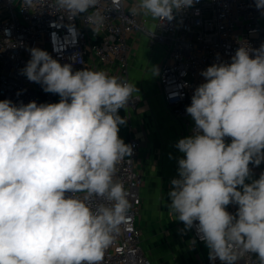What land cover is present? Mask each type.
<instances>
[{"label": "clouds", "instance_id": "1", "mask_svg": "<svg viewBox=\"0 0 264 264\" xmlns=\"http://www.w3.org/2000/svg\"><path fill=\"white\" fill-rule=\"evenodd\" d=\"M198 2L135 0L129 13L161 24ZM23 3L37 9L39 0ZM53 7L69 20L83 15L93 33L105 25L101 0H54ZM255 7L264 14V0ZM27 50L21 74L60 100L0 101V264H101L131 207L114 176L133 152L119 135L127 124L119 113L138 89L104 71H74L40 48ZM200 75L204 82L186 106L193 135L175 144L183 155L170 181L169 214L183 222L180 231L196 228L211 264H238L247 254L264 264V172L246 183L249 165L264 162V44H241L230 63H213Z\"/></svg>", "mask_w": 264, "mask_h": 264}, {"label": "built area", "instance_id": "2", "mask_svg": "<svg viewBox=\"0 0 264 264\" xmlns=\"http://www.w3.org/2000/svg\"><path fill=\"white\" fill-rule=\"evenodd\" d=\"M53 2L39 0L37 9L26 10L23 0H0V101L59 102L58 94L46 93L41 84L30 82L21 74L31 58L27 49L33 47L47 51L62 65L71 63L74 71H104L131 83L129 66L135 37L142 34L151 45L165 48L158 82L160 94L174 120L193 135L194 121L186 113V106L191 103L194 89L204 82L201 71L213 63H230L241 44H249L253 49L264 44V14L255 7V0H199L172 21L161 24L132 16L126 0H101L106 21L99 33L90 30L83 15L69 20L66 13L53 7ZM37 10L40 14H36ZM73 25L77 31H72ZM140 101L139 95L132 94V102L123 108L130 130L125 143L132 146L133 152L117 165L114 176L123 183L131 207L101 264H153L143 251L138 227L144 177L137 167L141 142L131 135L130 110L138 108ZM249 167L254 172L264 171V162ZM96 203L97 198H93L91 206L95 208ZM236 210L234 204L227 206L230 213ZM188 231L196 240L195 246L202 247L196 228ZM203 264H211L208 255ZM215 264L221 262L217 259ZM238 264H259V259L255 254H247Z\"/></svg>", "mask_w": 264, "mask_h": 264}, {"label": "rangeland", "instance_id": "3", "mask_svg": "<svg viewBox=\"0 0 264 264\" xmlns=\"http://www.w3.org/2000/svg\"><path fill=\"white\" fill-rule=\"evenodd\" d=\"M150 93L151 90L149 93L146 92L147 97ZM143 118L146 119L145 116ZM169 133L173 134L171 128ZM171 140L169 152L171 161L174 163L172 172L176 174L180 152L175 147L176 138L174 135ZM163 153L160 141L153 137L142 162L139 163L144 176L143 204L138 218L139 226L144 234V237L142 236L143 251L153 264H203L201 255L207 256L208 248L202 243L200 244L202 247L194 246L190 249L191 234L188 230L180 231L184 229V225L181 221L176 220L175 216L169 214L168 192L171 188L170 181L173 178L167 177L168 173H165L164 170L157 169L160 168L161 159L163 161ZM157 172H160V175ZM159 176L161 180L158 178Z\"/></svg>", "mask_w": 264, "mask_h": 264}, {"label": "crops", "instance_id": "4", "mask_svg": "<svg viewBox=\"0 0 264 264\" xmlns=\"http://www.w3.org/2000/svg\"><path fill=\"white\" fill-rule=\"evenodd\" d=\"M134 2L135 0H126L128 5H132ZM145 18L152 20L150 16ZM133 50L134 55L129 66L130 80L132 84H136L138 89V92H134L133 94L139 95L141 99L138 108L130 110L132 126L131 135L135 138H138L141 142L137 167L141 171L139 163L142 162L143 156L148 149L149 142H151L152 138L154 137L156 140L160 141L162 149L164 150V153L162 154V157L164 155L163 161L161 159L160 168L158 167L157 169L159 171L162 169L165 171V173L167 172V177L178 178L177 170L176 174H173L172 172L174 170V163L171 161V154L169 152L170 144L172 143L171 139L174 135L177 143L179 139L191 135L188 134V132L185 131V128L178 124L172 117L171 112L164 104L160 94L158 83L159 74L157 76L154 75L153 66L157 67L160 73V69L166 57V50L162 46L151 45L149 38L142 34H138L135 37ZM150 90L151 93L147 97L146 92L149 93ZM144 116L146 117L145 120L143 118ZM170 128L172 129L173 134L169 133ZM225 141L226 143H230L231 138L225 137ZM182 155L183 154L180 153L179 158H181ZM262 172L264 171L254 172L251 170L250 178L246 180V183L250 182L252 179H258ZM157 173L160 175V172ZM158 178L161 180L160 176ZM141 199L143 204V187L141 189ZM138 227L141 230L139 223ZM141 232L143 231L141 230ZM142 236L144 237L143 233ZM201 257L200 258L204 263L206 256L201 255Z\"/></svg>", "mask_w": 264, "mask_h": 264}, {"label": "trees", "instance_id": "5", "mask_svg": "<svg viewBox=\"0 0 264 264\" xmlns=\"http://www.w3.org/2000/svg\"><path fill=\"white\" fill-rule=\"evenodd\" d=\"M121 116L125 117V112L123 109L120 110V113H119ZM119 135L121 137V139L124 140V142H126L129 137H130V130H129V127L128 125H121L120 126V132H119Z\"/></svg>", "mask_w": 264, "mask_h": 264}]
</instances>
